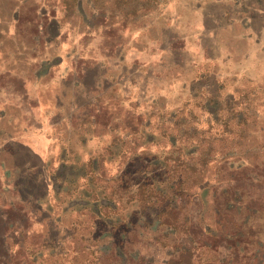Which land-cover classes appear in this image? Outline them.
<instances>
[{"label":"rangeland","instance_id":"1","mask_svg":"<svg viewBox=\"0 0 264 264\" xmlns=\"http://www.w3.org/2000/svg\"><path fill=\"white\" fill-rule=\"evenodd\" d=\"M78 2L0 0V264H264V0ZM203 154L190 239L152 187Z\"/></svg>","mask_w":264,"mask_h":264},{"label":"trees","instance_id":"2","mask_svg":"<svg viewBox=\"0 0 264 264\" xmlns=\"http://www.w3.org/2000/svg\"><path fill=\"white\" fill-rule=\"evenodd\" d=\"M79 0H63L65 9L68 13H71L76 9ZM100 0H93V2H98ZM113 1V0H112ZM115 4H119L116 6H126V9L123 11L125 15L127 13H131L132 15H136L138 12L143 11L146 12L153 7L157 6L158 0H114ZM124 4V5H123ZM190 154V151L188 152ZM187 157L189 156L190 160L193 157L185 154ZM191 156V157H190ZM207 155L203 154L198 156V161L190 162L188 159L182 160L180 162L170 164L171 170L169 169L171 175L167 180L162 181L159 186H154L153 191L155 192L154 201H158L160 203L159 208H162V212L167 218L166 222L169 224V227L174 232L182 231L183 236H190L192 238L191 231V218L189 216L190 207L187 208V204L189 202L192 205L197 206L199 201L197 199L192 202V193L188 194L184 189H187V184L189 186L198 185L202 183L201 173L202 168L207 162ZM93 164V163H92ZM93 167V166H92ZM62 174L59 172L56 177H61ZM161 185V186H160ZM185 192V193H184ZM151 193L144 194L145 197H153ZM108 201V200H107ZM153 201V203H154ZM167 202V203H165ZM96 212V210H95ZM96 213H100V210H97ZM160 213V212H159ZM222 220V219H221ZM218 221H220L218 219ZM223 221V220H222ZM194 223V222H193ZM195 227V226H194ZM209 231V230H208ZM218 234H215L213 238H216ZM176 251V250H175ZM174 252V251H172ZM191 252V251H190ZM192 255V252H191ZM190 253L188 246L182 245L178 247L177 252H174L166 260V264H190Z\"/></svg>","mask_w":264,"mask_h":264},{"label":"crops","instance_id":"3","mask_svg":"<svg viewBox=\"0 0 264 264\" xmlns=\"http://www.w3.org/2000/svg\"><path fill=\"white\" fill-rule=\"evenodd\" d=\"M24 95H26V92L24 91ZM39 133V135H38ZM42 133L41 127L36 131V132H32L31 135H28L27 137L31 139V142L33 143L32 145L29 143H24L21 142L23 144H25V146L32 152V153H37L41 150V148H44L45 144L44 142L42 143L41 141V136L40 134ZM36 134V135H35ZM35 135V136H34ZM39 149V151H38Z\"/></svg>","mask_w":264,"mask_h":264}]
</instances>
